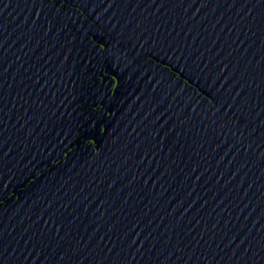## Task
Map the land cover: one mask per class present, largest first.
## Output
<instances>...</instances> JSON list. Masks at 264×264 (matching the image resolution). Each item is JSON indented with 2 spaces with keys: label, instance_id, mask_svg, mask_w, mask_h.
I'll list each match as a JSON object with an SVG mask.
<instances>
[{
  "label": "water",
  "instance_id": "1",
  "mask_svg": "<svg viewBox=\"0 0 264 264\" xmlns=\"http://www.w3.org/2000/svg\"><path fill=\"white\" fill-rule=\"evenodd\" d=\"M0 122L264 173V0H0Z\"/></svg>",
  "mask_w": 264,
  "mask_h": 264
}]
</instances>
